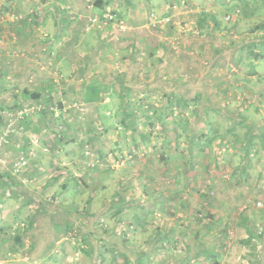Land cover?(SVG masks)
<instances>
[{
	"label": "crops",
	"instance_id": "0c3cea01",
	"mask_svg": "<svg viewBox=\"0 0 264 264\" xmlns=\"http://www.w3.org/2000/svg\"><path fill=\"white\" fill-rule=\"evenodd\" d=\"M86 1L0 0L1 130L10 120L2 112L26 106L43 108L30 118L15 121L19 132L9 133V142L1 150V169H13L14 164L8 162L23 153L32 157L31 167L15 174L8 185L14 193L16 215L24 205L35 207L29 218L19 220L26 221L20 236L29 233L32 239L26 254L33 264H58L57 258L66 255L65 239L73 241L77 233L97 238L102 254L116 253L118 236H124L116 226L123 219L130 225L131 237L122 253L128 248L134 252L126 264H182V254L185 263L188 257L194 264L197 254L189 249V241L212 234L213 215L229 201L209 199L215 186L214 169L207 165L201 169H186L183 164L178 169H155V159L145 151L150 138L138 141L131 133L142 119L121 115V105L125 107L127 102H122L120 93L140 94L144 89L126 87L122 81V87H117L118 74L104 81L94 78L86 88V55L70 52L84 40L89 14ZM90 1L95 8L101 2ZM241 5L245 15L253 16V28L246 33L257 39L251 43L256 45L252 55L243 53L250 66L251 61H264V0H244ZM66 31L71 32V39L65 38ZM58 45L66 48L64 53L58 51ZM68 62L81 66L77 72L67 70ZM250 69L249 75L261 80L253 65ZM262 85L264 88V82ZM259 98L264 104V89H260ZM137 104L135 111L147 107L143 102ZM2 175L7 180V174ZM159 179L169 181L160 183ZM199 183L202 187H197ZM27 186L32 192L30 201L23 197ZM90 220H95V227H90ZM88 247L84 252L92 253V245Z\"/></svg>",
	"mask_w": 264,
	"mask_h": 264
},
{
	"label": "rangeland",
	"instance_id": "374dc122",
	"mask_svg": "<svg viewBox=\"0 0 264 264\" xmlns=\"http://www.w3.org/2000/svg\"><path fill=\"white\" fill-rule=\"evenodd\" d=\"M242 1L101 0L102 3L95 4L96 12L104 8L110 10L123 20V28L119 30L112 24L91 25L85 18L84 40L70 51L74 56L86 55V88L94 78L104 81L118 74L119 79L114 84L117 87H122V81L126 87L144 89L140 94H128L125 101L134 108L139 102L147 104L135 111L136 119L142 121H138L131 133L138 141L150 138L146 140L149 148L145 151L155 159V169H178L182 164L186 169H201L203 165L214 169V196L209 199H227L229 203L213 215L212 234L189 241V249L197 254L194 264H264V104L259 98L260 89H264V61H251L256 73L262 75V81L258 76L249 75L248 60L240 51L257 39L246 33L253 28V16L244 14ZM210 15L215 16L218 29L212 28L216 25ZM261 17L264 19V11ZM66 33L65 38L71 39V32ZM63 34L66 36L64 31ZM65 50L58 45L60 53ZM240 58L243 59L238 60ZM79 64L68 62L67 70L77 72ZM171 96L174 97L172 115L167 116L166 123H161L159 115ZM23 109L28 110L18 117L16 113ZM42 109L26 106L2 112L10 120L5 130H1L0 108V136L5 137L0 149V264H33L26 254L31 249L32 239L29 233L20 236L26 221L19 220L29 218L35 207L24 205L16 215L14 193L8 187L14 182L15 174L31 167L32 157L23 153L17 160L8 162V165L14 164L13 169H1V150L9 142V133L19 132L14 122L30 118ZM174 119L179 134L171 127ZM237 122L234 134L226 133L227 127ZM127 133L129 139L131 133L128 130ZM214 134L216 137L207 146V138ZM246 137L253 138L251 148L247 146ZM21 158L26 161L24 166L20 165ZM1 172L7 174V180ZM222 175H227L228 179H223ZM157 181L167 183L169 180ZM30 193V188H26L23 193L26 201H30ZM89 225L95 227V220H90ZM129 226L127 221H119L116 229L119 227L118 232L124 235L117 234L120 235L119 249L116 253L103 254L95 242L97 238H83L75 228L77 237L73 241L71 237L65 239L66 255L57 258L58 264H126L129 255L134 254L130 248L122 253L127 250L125 242L131 237ZM99 230L101 228L96 227V231ZM15 236L20 238L19 243ZM39 245L45 247L37 243ZM88 245H92V253L84 252L89 249ZM199 251L202 253L198 254ZM181 257L182 264H191L188 257L186 263L185 255Z\"/></svg>",
	"mask_w": 264,
	"mask_h": 264
},
{
	"label": "trees",
	"instance_id": "16d2710c",
	"mask_svg": "<svg viewBox=\"0 0 264 264\" xmlns=\"http://www.w3.org/2000/svg\"><path fill=\"white\" fill-rule=\"evenodd\" d=\"M210 19L215 23V25L216 26H214L213 25V29H218V25H217V22H216V20H215V16L214 15H210ZM226 28V27H225ZM224 28V29H225ZM224 29H222V30H224ZM242 46V45H241ZM242 48H243V46H242ZM254 48H256V45L255 44H250L249 46H247L246 47V49L244 48V49H242L240 52H241V54L243 55V53H246V56L247 55H252V53H253V50H254ZM243 58H240V59H238V60H242ZM250 66H252L251 64H250ZM249 73H252V72H249ZM127 95L128 94H124V93H120V99L121 100H123L122 102L124 103L125 102V98L127 97ZM174 97L173 96H171V97H169L168 98V102L166 103V108H164L163 110H161V113H160V115H159V118H160V121H161V123H166L165 121H166V118H167V116H169V115H172V108L174 107L173 106V102H172V99H173ZM180 99H178V103H177V105L179 104V101ZM121 108H123L122 110H121V115H124L125 117H127L128 119H136V113H135V110H134V107H133V105H131V103L130 102H127V105H125V107H123V105H121ZM137 120V119H136ZM132 123V122H131ZM172 125H171V127H173V129H174V132L175 133H179V129H178V123H176V120L174 119L172 122H170ZM238 124V122L237 123H234L232 126H229V127H227V129H226V133H228V134H234V129H235V127H236V125ZM131 126L132 125H128L127 127H129V128H131ZM177 128H176V127ZM216 137V134H214L213 135V137H211V138H207V143H206V145L208 146L209 144L208 143H210L211 142V140L213 139V138H215ZM245 141H246V143H247V146H248V148H251L252 147V144H253V138L252 137H246V139H245ZM206 146V147H207ZM1 177V176H0ZM14 239L17 241V243H19V240H20V238L19 237H14Z\"/></svg>",
	"mask_w": 264,
	"mask_h": 264
},
{
	"label": "built area",
	"instance_id": "2783aa9c",
	"mask_svg": "<svg viewBox=\"0 0 264 264\" xmlns=\"http://www.w3.org/2000/svg\"><path fill=\"white\" fill-rule=\"evenodd\" d=\"M97 8L94 7V3L90 0L86 1V10L89 12L88 14V21L91 25H97V24H112L117 27V29H122L124 22L122 19H120L115 13H112L108 9H103L99 12H96ZM229 17H226V20H228ZM28 109L20 110L16 113L18 117H20L22 114H25ZM5 137L0 136V149L5 143L4 140ZM26 164V161L24 158H21L20 165L24 166Z\"/></svg>",
	"mask_w": 264,
	"mask_h": 264
}]
</instances>
